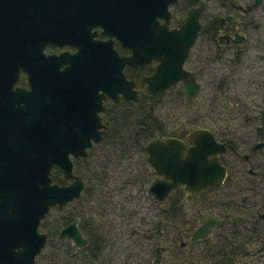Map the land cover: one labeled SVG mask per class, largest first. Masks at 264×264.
Masks as SVG:
<instances>
[{
	"label": "flooded vegetation",
	"instance_id": "obj_1",
	"mask_svg": "<svg viewBox=\"0 0 264 264\" xmlns=\"http://www.w3.org/2000/svg\"><path fill=\"white\" fill-rule=\"evenodd\" d=\"M200 2H203L198 15L201 28L182 66L193 72L199 82L197 95L204 87L203 80H216L219 76L234 72L235 79L240 82L238 91L248 96L242 104L247 115L236 123L239 128L190 125L180 128L177 133L158 132L139 140V146L145 153L147 171L153 179L144 185L143 190L139 188L134 193H123L122 200L134 202L135 198L143 197L148 204L142 216H137L135 209L131 211L128 223L132 249L129 250L128 259L115 262L118 254L114 253L111 264L264 262V116L261 114L264 109V100L261 101V97H264V38L258 32L262 15L257 12V6L264 9V0H0V100L8 92H16L17 95L30 89L29 73L23 64L31 61L39 47L46 55L61 52L72 55L81 47L92 45L93 41H107L119 56H134L133 63L123 64L122 71L126 79L137 82L133 86L137 90V99L128 100L121 93H118L117 99L105 96L103 104L106 107L101 116L109 130L110 123L103 114L110 108L133 107L136 101L144 97V115H148L152 112L150 103L154 96L179 91L180 95L189 98L181 79L165 91L155 92L148 90L147 84L140 81L155 71L170 46L176 55L182 52L179 39H174L170 33L180 29V23L188 15L189 9L197 7ZM56 33L65 35L56 36ZM117 33H123L122 36L131 45H124ZM236 35L241 36L238 42L233 40ZM145 127L141 125L135 133L144 132ZM196 127L208 128L215 140L223 143L225 150L219 152L218 157L226 169L224 180L193 194L186 193L181 184L170 188L163 199L156 198L149 188L163 174L148 163V153L142 148L143 144L155 137H177L181 131ZM101 140L87 149L86 156ZM182 140L185 146L192 145L187 133H184ZM2 150L0 142V157ZM86 156L72 157V162L76 159L81 161ZM73 173L83 181L82 192L87 179L76 172L74 165ZM62 178L60 184L72 181L63 175ZM73 200L62 205H69L64 216L70 212ZM62 206H50L39 220L37 230L45 233V241L35 255L34 264H45L47 257H53L45 256L46 250L54 255L63 241L76 248L74 251L88 244L89 239L81 228L79 217L59 224L56 230V221L63 215L54 216L46 221L45 229H40L42 220L51 209ZM207 217H214L218 221L210 224L209 229L201 235L193 237L194 231L205 223ZM73 220H77L76 225L87 241L85 245L60 235V231ZM2 226L1 221L0 244ZM98 263L101 264V260Z\"/></svg>",
	"mask_w": 264,
	"mask_h": 264
},
{
	"label": "water",
	"instance_id": "obj_2",
	"mask_svg": "<svg viewBox=\"0 0 264 264\" xmlns=\"http://www.w3.org/2000/svg\"><path fill=\"white\" fill-rule=\"evenodd\" d=\"M168 2L170 0H167ZM203 2L189 9L177 32L182 52L166 49L155 71L141 79L151 92L165 91L179 79L185 83L189 98L199 91L193 72L182 65L201 28L198 15ZM56 36L65 33H56ZM123 33H117L124 45H131ZM236 35L234 41H240ZM175 45H172V47ZM133 55L121 57L107 41H93L68 55H46L39 47L30 62L23 67L29 73L30 89L15 95L3 94L0 100V222L2 243L0 264H34L35 255L45 241L38 232L39 220L50 206H62L80 195L81 177L73 173L72 157L86 156L87 149L109 131L102 120L106 95L117 99L118 93L128 100L137 99V82L125 78L122 66L133 63ZM34 59V63L32 62ZM64 67L63 63L68 62ZM14 93V94H13ZM264 116V109L261 111ZM187 133L192 145L185 146ZM147 161L160 174L149 188L158 199L169 189L183 184L186 193L193 194L211 184L221 183L226 175L218 153L225 150L205 127L181 131L179 136L155 137L143 144ZM210 156V157H209ZM58 166L68 184L52 180V168ZM218 220L207 217L193 237L209 229ZM73 220L60 231L74 243L86 244Z\"/></svg>",
	"mask_w": 264,
	"mask_h": 264
},
{
	"label": "trees",
	"instance_id": "obj_3",
	"mask_svg": "<svg viewBox=\"0 0 264 264\" xmlns=\"http://www.w3.org/2000/svg\"><path fill=\"white\" fill-rule=\"evenodd\" d=\"M202 82L203 84L205 83V88L207 89L205 93L209 94L210 100H212L211 98H213L219 103L218 106H220L221 108L217 107L218 113L223 121L228 120L231 115L228 116L227 114H231L232 112L235 117L243 118L245 115H247V112L242 107V104L246 97L248 98V96H243V94L238 91L237 88L238 86H240V82L235 79L234 72L219 76L218 78H216V80L209 78L203 80ZM179 93V91L175 92V94L186 101L192 100L187 98L185 95H180ZM153 99H155V96ZM143 100L144 98L141 97L140 100L136 101L134 104L132 103L133 107L125 106L126 108L124 110L120 108L108 109L103 114V116L110 122L111 128L109 132L97 145L93 146L89 150V153L85 158H82L86 163H83V165H81V168L80 166H76L73 164L76 172L84 175L87 179V182H89L88 184H86L87 187H84V190L88 191V195L85 199L82 198L83 196L79 197L78 203L81 205V208L77 210H70V212L66 216L63 215L57 219L56 230L58 229L59 224L79 217L81 220V228L89 239L88 244L78 251H74L75 248L72 246L70 247L69 243L65 244V241H63L62 243L58 240L59 243H62L58 246L59 249L57 248L59 254H57V249L54 255L50 254L47 249L45 256L51 255L54 258L47 257V259H45V264H99V260H101V264H111L110 259H100L103 253L101 242L103 241L104 243L106 241V232H108L110 235H113V231L116 228L115 225L110 224L111 221L108 219H106V221L104 222L103 220H100V218L96 219L95 217H93L95 215L98 217H105L107 214L105 210H108L107 208L100 209L99 205H101L102 202H100L99 204L98 201L94 202V199L97 198L98 193L102 192L104 193V196L102 198H105V202H109L110 205L114 207L115 203H113L112 197L114 195L115 189H118L117 191L123 190L121 191V193L126 194L131 193L132 190H137L139 188L143 190L144 185L148 184L149 181L153 179V176H151L147 171L148 167L146 166L145 153L139 146V140H144L146 138L152 137L158 132L166 131H164L162 127H159L160 124L157 122L158 120L155 114H153L152 112L148 113V115L143 114L145 112L142 104ZM252 100H257V98H252ZM263 100L264 97H261V101ZM143 120H145V123L143 122ZM191 123L192 125H199L202 122L192 120ZM132 124L135 127L138 125V129L140 128V125H144L146 126V130L144 132H139L138 134H136L135 131L138 129L135 128L133 131L131 129ZM213 127L217 126L213 125ZM94 148H98V150H100L99 156L105 155L104 160L100 163L95 164L88 162L87 160L89 157L94 156ZM110 151L112 153H109ZM127 158H133L134 161H136L137 168L134 170L131 169L126 173H120V175L116 176L117 182L113 183L112 176L114 175L110 173L112 171L110 170V172H107V170L110 169V163L112 162L117 164V162H121L122 160H125ZM94 159L96 160V158ZM76 161H79V159L73 160V163H75ZM54 167L55 171L52 173V180L59 183L63 182L61 169L58 166ZM86 174L89 175V178ZM111 183H113V188H108ZM82 200L86 202H83ZM119 200L122 203H125L123 202L122 197H120ZM88 202H90L91 205H89ZM119 207H122V210L123 208L128 209L125 207V205H120ZM85 211H88L90 216H88V213ZM130 215L131 212L129 213L128 218L130 217ZM97 220H99V222ZM93 221H95V225H93ZM106 242L109 243L108 241ZM61 248H63V253L61 252ZM104 256L105 255H103V257Z\"/></svg>",
	"mask_w": 264,
	"mask_h": 264
},
{
	"label": "rangeland",
	"instance_id": "obj_4",
	"mask_svg": "<svg viewBox=\"0 0 264 264\" xmlns=\"http://www.w3.org/2000/svg\"><path fill=\"white\" fill-rule=\"evenodd\" d=\"M257 12L262 15L258 32L264 38V9L261 8L260 6H257ZM202 85H204V87H202L199 94L193 98H189V99H192L190 101H186L182 99L180 96L175 94V92H167L166 94L155 96V99L152 100V102L150 103L152 107L151 111L153 114L157 116V120H158L157 122L160 124L159 127H162L164 131H166L165 132L166 134H169L172 132L177 133L180 130V128L192 125L191 123L192 120L193 121L197 120L198 122H202L201 125H206V126L216 125L219 127H222V126L224 127L228 125L232 127V129H234L235 127L237 128L240 127L239 124H236V123H238V121H241V117H235L233 112L231 114H227L228 116L231 115V117L228 120L226 121L222 120V118L220 117L218 113V108H217V107L221 108L220 106H218L219 103L217 102V100H214L213 98H211L212 100H210L209 94L205 93V91L207 90L205 88V83L204 84L202 83ZM237 89H240V86H238ZM142 104H144V100L142 101ZM148 105L149 104H147L146 106ZM119 107L122 110L126 108L125 106H119ZM135 128L138 129V125L136 127L133 126L132 129L134 130ZM94 150H95L94 156L89 157L87 159L88 162L95 163V164L102 162L105 158V155H103L104 157L99 156L100 150H98V148L96 149L94 148ZM109 153H112V152L110 151ZM94 158H96V160ZM133 161H134L133 158H127L125 160H122L121 162H117V164L112 163V162L110 163L109 165L110 169H108L107 172H110V170L112 171L110 173L114 175L112 176L113 183L117 182L116 176L120 175V173H126L131 169L134 170L137 168L136 161H134V163ZM83 163H86V162L83 159H81V161L79 159V161H76L74 165L80 166L81 168V165H83ZM118 163H121V164H118ZM54 171H55V167L52 168V173ZM87 176L89 178V175ZM88 183L89 182L87 181L85 182V187H87L86 184ZM113 183H111L108 188H113ZM99 190H103V189H99ZM117 190L118 189L114 190V195L112 197L113 203H115L114 207L111 206L109 202L106 203L105 198H102L104 196V193H102L101 191H100L101 193H98V196L97 198L94 199V202L98 201L99 204L100 202H102V204L99 205L100 209L107 208L108 210L107 211L105 210V212L107 213L105 217H100V216L98 217L96 215L93 217H95L96 219L100 218V220H103L104 222L106 221V219L110 220L111 221L110 224L115 225V228H116L113 231V235L115 237L118 236L117 238H115L113 235H110L108 232L105 233V235L107 236L106 241H108L109 243H107L105 240H104L105 241L104 243L103 241L101 242L103 245V247L101 245V248H103L102 249L103 253L100 259L107 258L111 260L114 257V253H116V255L117 254L118 255L114 258L115 262L116 261L122 262V258L128 259L129 252H130L129 250L132 249V242L130 241V236H129L130 224L128 222H130V220L128 218V215L134 209H135V214H137V216L144 215L146 211L145 205L148 204V200L144 199L143 197L142 198L134 197L135 198L134 202L128 203L127 201L125 203H122L119 199L120 197H123V193H121V191L123 190L121 191H117ZM131 193H134V190H132ZM87 195H88V191L83 190L80 196L81 197L83 196L82 198L85 199ZM78 199L79 198H77V200H73V203L70 206L71 207L70 210H77L81 208V205L78 203L79 202ZM83 202H86V201H83ZM88 204L91 205L90 202H88ZM120 205H123V206L125 205V207L128 209L123 208L122 210V207H119ZM187 205L188 204H186V206ZM68 209H69V205L62 206V208L53 207L50 213L48 214V216H46L42 220L40 229L41 230L43 228L45 229V223L46 221L50 220V218L54 216L56 217V216L63 215L64 213L67 212ZM85 212L88 213V211H85ZM126 212L128 215L126 214ZM188 212H190V210ZM262 212H264V209H262ZM88 216H90L89 213H88ZM97 221L99 222V220ZM95 224H96L95 221H93V225ZM136 224L138 225V223ZM119 231L120 233L116 234ZM140 246L142 245L140 244ZM58 249H57V254H59ZM120 249L121 251H119ZM108 251L110 252V255H108ZM61 252L62 253L64 252L63 248H61ZM103 255L105 256L103 257ZM124 264L126 263L124 262ZM253 264H256V263H253ZM262 264H264V262Z\"/></svg>",
	"mask_w": 264,
	"mask_h": 264
}]
</instances>
